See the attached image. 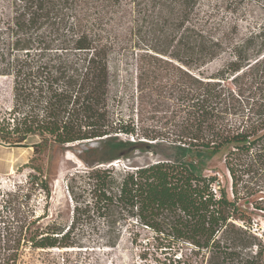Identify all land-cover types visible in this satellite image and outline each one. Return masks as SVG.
Here are the masks:
<instances>
[{
	"label": "trees",
	"instance_id": "trees-1",
	"mask_svg": "<svg viewBox=\"0 0 264 264\" xmlns=\"http://www.w3.org/2000/svg\"><path fill=\"white\" fill-rule=\"evenodd\" d=\"M199 2L0 0V77L12 82L11 107L0 112V145L32 149L30 183L46 198L43 153L99 145L87 152L93 162L80 182L73 177L68 185L74 222L15 232L3 239L11 251L0 252V264H17L21 246L72 249L74 225L92 219L106 225L105 247L118 244L116 226L124 225L132 245L164 264H264V230L255 233L238 205L264 214V25L240 39L237 25H229L218 37L222 24L211 23L209 13L200 16ZM256 2L264 13V0ZM124 6L133 15L130 36L135 26L138 34L146 27L153 34L152 43L142 39L137 107L127 119L109 107L108 63L118 46L111 24L124 17ZM223 54L220 68L201 72ZM143 104L165 122L145 125ZM162 144L177 157L122 169L113 163L134 152L154 154ZM220 152L231 198L216 175L202 172L205 160Z\"/></svg>",
	"mask_w": 264,
	"mask_h": 264
},
{
	"label": "rangeland",
	"instance_id": "rangeland-1",
	"mask_svg": "<svg viewBox=\"0 0 264 264\" xmlns=\"http://www.w3.org/2000/svg\"><path fill=\"white\" fill-rule=\"evenodd\" d=\"M198 12L200 16L209 13L212 16L211 23L222 24L221 27L219 25L220 29L215 31L218 37L222 36L224 27L229 25H237V34L234 36L236 39H240L249 28L264 25V13L256 0H200ZM121 14L124 17H121ZM121 14H118L121 21L115 20L111 24L116 38L118 37V46L111 54L108 63L109 107L115 115L127 119L135 114L137 107L136 66L138 57L144 51L140 50L142 39L146 36L147 40L144 43H152L153 34L149 32L148 27H146L148 32L138 34V27L135 26L130 36L128 31L133 25L129 19L133 15L128 6L122 8ZM227 58V54L221 55L203 67L201 72L208 74L216 71ZM11 89V79L0 77V112L7 111L11 107ZM141 107L143 109L141 119L145 125L156 122L160 125L165 122L160 115L152 118L151 106L143 104ZM120 138L127 140L122 136ZM33 142L34 139L30 138L26 145H31ZM97 146L99 145L96 141L76 143L63 147H50L43 153L42 166L50 187V196L46 198L36 185L30 183L29 175L32 171L26 164L32 157V149L0 145V252L11 251L6 250L3 239L6 240L11 235L13 238L14 233L21 229L24 231L34 228L45 229L53 224L67 229V226L74 222L75 202L69 193L68 185L73 177L75 181L80 182L79 175L88 169L86 163L93 162L92 158L86 157L87 152ZM176 151L175 148L162 144L156 148L154 154L134 152L130 159L113 163L121 169L141 166L155 160L177 157ZM223 156L224 153L220 152L206 159L202 165V172L205 175H216L231 198L230 181L224 167ZM192 159L193 156L186 160L191 162ZM73 185L77 186L74 183ZM77 188L82 191L81 187L77 186ZM79 190L75 191L78 193ZM238 205L253 221L252 230L260 235L264 230V214L252 210L249 203L240 201ZM41 215L45 216L42 220L27 225L33 218ZM78 221L73 227L76 247L40 250L21 246L22 252L17 264H164L156 260L146 247L130 243L127 226L117 225L116 228L121 231L118 244L115 247H105L101 242L100 233L105 231L106 225L97 219H92L91 222Z\"/></svg>",
	"mask_w": 264,
	"mask_h": 264
}]
</instances>
